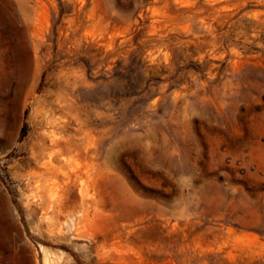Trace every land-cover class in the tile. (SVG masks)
I'll return each instance as SVG.
<instances>
[{"label": "rangeland", "instance_id": "obj_1", "mask_svg": "<svg viewBox=\"0 0 264 264\" xmlns=\"http://www.w3.org/2000/svg\"><path fill=\"white\" fill-rule=\"evenodd\" d=\"M55 140L85 228L32 197ZM42 248L264 264V0H0V264Z\"/></svg>", "mask_w": 264, "mask_h": 264}, {"label": "bare ground", "instance_id": "obj_2", "mask_svg": "<svg viewBox=\"0 0 264 264\" xmlns=\"http://www.w3.org/2000/svg\"><path fill=\"white\" fill-rule=\"evenodd\" d=\"M71 147V145L62 143L60 140L54 141L53 150H51L53 151L51 153L52 157L49 158L50 160L43 166L41 165V171L39 170L32 175V197H35L37 199L36 201L39 202V206L43 211L45 219L50 221H53V219L59 220L60 216L64 214L72 221L74 226L85 228L87 227L89 220L95 216V213H93V210L95 209L93 207V202L91 200H86L84 190L82 189L81 193L83 197L79 202L80 204L70 207L66 200L65 188L62 187L60 181V178L66 181L72 179L70 176L73 171L67 169V161L69 159H66L65 157L66 155L70 156L68 154L74 150ZM43 150L49 149L43 148L42 151ZM58 157H61V159ZM56 164H59L60 166H57ZM42 251L44 264H50L48 252L44 248H42Z\"/></svg>", "mask_w": 264, "mask_h": 264}]
</instances>
